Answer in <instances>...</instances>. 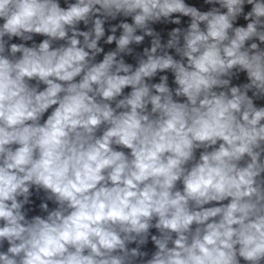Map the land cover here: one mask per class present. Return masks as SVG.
Here are the masks:
<instances>
[{
  "label": "clouds",
  "instance_id": "obj_1",
  "mask_svg": "<svg viewBox=\"0 0 264 264\" xmlns=\"http://www.w3.org/2000/svg\"><path fill=\"white\" fill-rule=\"evenodd\" d=\"M0 264H264V0H0Z\"/></svg>",
  "mask_w": 264,
  "mask_h": 264
}]
</instances>
